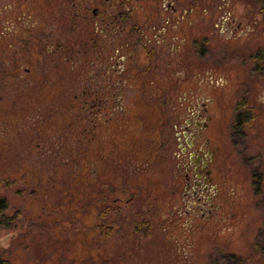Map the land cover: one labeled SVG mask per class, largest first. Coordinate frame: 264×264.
<instances>
[{"label":"rangeland","instance_id":"1","mask_svg":"<svg viewBox=\"0 0 264 264\" xmlns=\"http://www.w3.org/2000/svg\"><path fill=\"white\" fill-rule=\"evenodd\" d=\"M168 1L179 7L160 26L173 62L152 61L148 37L137 38L127 68L137 67L138 76L123 85L121 109L101 110L86 123L79 95L89 83L100 86L102 63L93 50L80 65L79 52L97 20L55 19L58 5L42 0H0V196L16 218L0 226L4 260L209 264L222 250L240 264H264V70L254 59L258 51L264 56V4ZM146 12L162 6L144 4ZM203 102L220 190L214 214L204 219L175 203L185 172L174 157L179 116L185 123ZM245 111L252 120L235 132V117ZM135 224H151L153 234L135 235Z\"/></svg>","mask_w":264,"mask_h":264},{"label":"flooded vegetation","instance_id":"2","mask_svg":"<svg viewBox=\"0 0 264 264\" xmlns=\"http://www.w3.org/2000/svg\"><path fill=\"white\" fill-rule=\"evenodd\" d=\"M161 4L163 12H146L143 11L144 4ZM41 4L47 6L48 4L58 5L52 14L56 15L57 19L76 21L78 19L88 21L90 16L97 20L94 22V33L86 41L83 42V51L80 50L81 65L84 60L89 57V53L93 50L98 54V60L101 61V67L97 71V77L100 83L97 89H90L91 83L82 91L79 95L81 100H84V120L86 123L94 122L96 113L101 110L106 111L109 108L112 110L115 108L120 110L125 98L124 84L127 80L135 79L138 76V68L132 66L127 68V64L135 61V55L138 48L137 38L148 37L145 47H150V55L152 61L157 60L159 57L161 61L165 60L166 63L173 62L172 58H169L170 51L163 50L162 43L165 42L164 30L160 29L165 21L169 19L170 13L168 10L176 12L179 11V7L176 9L172 2L168 0H42ZM175 13H173L174 15ZM175 16V15H174ZM172 15L170 16V20ZM143 22H140V21ZM99 21V22H98ZM71 25V26H70ZM74 27V24H69L68 29ZM150 31L149 36L146 33ZM98 35V38H95ZM155 44V45H154ZM85 47V48H84ZM154 47V48H153ZM197 47V46H196ZM52 54L55 50H51ZM93 53V52H92ZM260 51L256 53L260 58H264ZM103 58H106L107 64L102 62ZM256 67V63H255ZM170 65L166 66L165 77L169 74ZM256 70H264V62L260 67H256ZM95 70H93L92 79L96 78ZM156 72H163V68L157 65ZM145 79H150L145 73L142 74ZM161 76V78H165ZM152 100L154 94L143 93V97L148 100ZM79 96H76L77 99ZM91 99L90 104L87 107L85 99ZM167 101H164L163 110L165 112V127H168L169 117L168 109H166ZM252 113L245 111L238 114L235 117V123L239 117H249L252 120ZM179 116L178 122L175 125L176 140L179 142L180 152L175 154L177 158L178 172L184 171V192L181 194V198H177L175 203L179 204L183 209L184 205H188L186 213H198V218H210L214 214L216 208V199L220 195V190L215 186L213 177V162L214 154L210 146L209 138L205 136V133L210 128L211 116H209L208 105L203 102L201 109L196 108L193 110L191 116L185 121L181 120ZM251 116V117H250ZM250 120V121H251ZM172 122V120H171ZM174 126V121L172 122ZM164 127V128H165ZM245 127L242 126L238 131ZM235 129V127H234ZM168 151V144L166 145ZM178 192V191H177ZM172 195H177L176 191H172ZM133 201L131 196L128 203ZM201 215V216H200Z\"/></svg>","mask_w":264,"mask_h":264},{"label":"trees","instance_id":"3","mask_svg":"<svg viewBox=\"0 0 264 264\" xmlns=\"http://www.w3.org/2000/svg\"><path fill=\"white\" fill-rule=\"evenodd\" d=\"M253 1L258 4H264V0H253ZM260 57L261 56L256 55L254 58L256 67H260L261 64L264 62V58H260ZM250 120L251 119L248 116L245 118L239 117L234 126L235 130L238 131L240 127L246 125ZM8 208H9V203L7 199L4 196H0V226H4V227L8 225L13 226V224H11L10 222L14 221V219L16 218L7 216L6 212ZM107 230L109 232L111 231L110 229H107ZM152 231L153 230H152L151 224H135V235L139 233H144L146 235H152L153 234ZM106 235H110V233H107ZM257 247L258 246L255 245L256 249ZM262 252H264V249L262 250ZM91 261L92 260H90V262H88L87 264H95L94 262H91ZM83 262L81 264H84ZM0 264H12V263L9 260H4L3 258H1V255H0ZM106 264H112V258L108 259L106 261ZM209 264H240V259L235 255H231V254H228L227 252L219 250L217 251V253L212 252L209 258Z\"/></svg>","mask_w":264,"mask_h":264}]
</instances>
